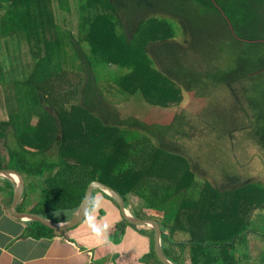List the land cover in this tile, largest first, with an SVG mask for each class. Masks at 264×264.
Here are the masks:
<instances>
[{
	"label": "trees",
	"instance_id": "trees-1",
	"mask_svg": "<svg viewBox=\"0 0 264 264\" xmlns=\"http://www.w3.org/2000/svg\"><path fill=\"white\" fill-rule=\"evenodd\" d=\"M12 39L33 58L27 75L14 69L20 79L7 82L0 73L9 113L0 122V170L25 179L18 211L73 216L99 181L127 207L133 198L143 202L133 214L160 223L174 264L247 263L238 247L263 228L248 198L263 193L264 183L233 176L209 200L223 208L206 211L202 180L181 178H202L188 169L180 143L188 137L186 111L148 99L163 77L189 94L201 126L233 141L243 133L264 156V0H0V41ZM217 91L227 94L225 104ZM38 115L56 125L42 132L45 140L33 124ZM0 191L13 201L9 181ZM27 227L35 239L64 235L37 222ZM114 230L111 238L125 235ZM147 259L163 264L154 248Z\"/></svg>",
	"mask_w": 264,
	"mask_h": 264
},
{
	"label": "rangeland",
	"instance_id": "rangeland-1",
	"mask_svg": "<svg viewBox=\"0 0 264 264\" xmlns=\"http://www.w3.org/2000/svg\"><path fill=\"white\" fill-rule=\"evenodd\" d=\"M57 13H59L60 15V12L57 11ZM64 26L67 28H72L71 25L69 24ZM32 66H33V58L29 53V49L26 45H24V47L22 48V46H19V43L16 41V39L9 40V43H7L6 40L0 41V73L1 71H3V76L7 79V82L12 81L10 80L11 78H19V79L22 78L21 76L13 75V73L16 72L14 71V69L23 67L24 73L25 75H27L29 71L30 72L32 71V70L28 71L27 69L31 68ZM166 82L167 81L163 77L156 79L155 81L152 82V84H154L153 85L154 87L149 89L150 97L148 101L155 103V105L160 102L158 106L161 104L163 105L166 104L171 107L177 105L182 106V108L186 111L190 124L188 125V122L186 120L184 122L185 123L184 129H186L188 137L185 136L186 138L182 140L180 143L183 146L184 156L188 159L185 160L189 164L188 169L189 168L193 169L202 178H199L195 176V174L193 175L191 173L183 174L181 175V178H183L186 175L185 178L188 179L189 181L202 180L201 182H203L205 187L203 190L207 192L206 193L207 196H206V201H203L201 206L205 207L206 211L209 210L211 213L214 211V209L219 210L223 208L221 200L217 202L216 206H214L212 201L209 200L212 196L217 195L218 189H219L218 191H223L225 188H228L227 184L230 181V178L233 176L240 177L243 182H246L247 180H258L264 183V156L259 152L257 146L253 142L247 140V138L243 133L242 134L244 136L242 134L235 135L234 137L235 140L233 141L224 137L221 138V136H217L218 134L217 132H212L211 130L205 129L203 126H201L199 122L196 121L195 116H193V114H197V111H199V109L196 105L192 103L193 101H191L189 94L186 93L185 91L181 92V90H175L174 88H171V86H169ZM158 95L159 98H157ZM226 95L227 94L224 91H217L214 94L215 98L220 99L224 104H225L224 98L226 97ZM6 96H7L6 88L3 87L0 83V122L7 121L9 117V113L6 108L7 106ZM109 96L111 97V94ZM195 104H199V103H195ZM51 121H52L51 119H46V117L42 115H38L37 117H35L33 121V124L38 125V127L40 128V133L41 136L44 138V140H45V134H42V132L44 131L45 133H47L46 128H52L54 130L56 129L55 123ZM37 138H32V139L36 140ZM27 140L30 143H35L30 141L29 139ZM233 150L235 151L236 157H234V154L232 152ZM90 158H92V155L91 157L89 156L88 159ZM221 162H225L226 165L224 166ZM195 166L197 167V169H195ZM226 167L228 168L232 167L231 169H229L231 170L232 173ZM177 169L178 171L180 170L179 167H177ZM171 174L173 175V173ZM5 179L6 178L4 177H0V186L4 185L6 181ZM36 184L37 186H39L41 184V180L37 179ZM1 194H4V192L0 191V195ZM39 194L40 193L38 192L37 194L30 196L28 203L31 208H33V206L37 204V202L39 201L40 199ZM244 194H246L247 197L249 196V194L246 192ZM104 198L109 202H113L111 199L107 198L106 196H104ZM230 199L231 200L234 199L232 194L228 196V201ZM248 199L249 201L253 202V204L256 206L257 210L254 211V218L256 222H258L257 224L259 225V227H263V228H259L258 235H254L253 238L250 237L247 240L245 247L243 248L238 247V251H242L244 252V255L246 254V256L252 258V259L250 258L246 264H264V192L256 193V196L254 197H251L250 194ZM142 203L143 202L140 199L133 198L131 199V205L129 206L128 210L131 213H133L134 211H136V209L141 207ZM115 207L119 211L118 205L115 204ZM213 207L215 208L213 209ZM258 207H261L262 210L261 209L259 210ZM92 208H94V204ZM96 210H98L100 213H102V210L107 212L106 219H102L103 216L101 214H98L93 218L96 219V221L100 219L101 225L104 228L106 226L109 227L110 225L111 229H108L109 236L114 235V233H117L116 230H113V228H115L116 226L122 228V230L128 227V225L124 223V221L113 223L118 217H121L120 215H117L120 212L117 213V211L115 210L108 212L107 209H102L100 205L96 207L95 211ZM95 211L92 210L90 215L91 217L93 216ZM71 216L72 215L69 212L66 213L64 212L58 214H50L48 216V219L58 222V221L67 220ZM207 220L208 217H203L202 221L207 222ZM85 224L88 225L89 227L91 226L93 228H96L95 227L96 225H93L90 222L89 223L85 222ZM132 228L135 231L136 229L139 231V232L137 231L139 236H141L142 238L144 237L147 238V242L143 239H140V243H139V241L135 239L131 241L130 244H128L127 242H130V240L127 238V235L125 236L120 235L119 237H116L117 243L121 247H123L124 242H126L127 244L124 247L125 249H129V247L131 246V253L130 254L126 253V256L121 258V263L150 264L149 259L144 260V256L148 255L147 244H149L150 246L151 245L150 242L154 240V232L152 231L153 229L150 227H146V228L132 227ZM73 234L74 233H69V237L71 238ZM186 239H189L188 236L186 237ZM117 257L119 256L114 257L113 255H111L106 259V261L109 260L114 261V258L117 259ZM127 258L129 259V263L127 262V260H125ZM111 264L114 263L111 261ZM117 264H120L119 261L117 262Z\"/></svg>",
	"mask_w": 264,
	"mask_h": 264
},
{
	"label": "crops",
	"instance_id": "crops-1",
	"mask_svg": "<svg viewBox=\"0 0 264 264\" xmlns=\"http://www.w3.org/2000/svg\"><path fill=\"white\" fill-rule=\"evenodd\" d=\"M10 183L13 186L12 182ZM104 196L106 195L102 191H95L90 211L86 219L78 227L65 232L62 236L35 239L28 235L27 222L19 220L11 214L10 208L13 201L11 203L9 202V194H1L0 264H111V261L114 264H117L118 261L122 264L121 258L126 256V253H131V246L129 249H125L124 247L127 244L124 242L123 247H121L116 243L114 237L111 238V236H109L108 229H111L110 225L109 227L106 226V229V227L104 228L101 225L100 219L96 221V219L93 218L101 214L103 216L102 219H106L107 212L103 210V213H100L98 210L95 211L96 207L99 205L102 209H107L108 212L113 210L117 211V213L120 212V210L118 211L115 207L116 203L105 200ZM93 204L94 208H92ZM26 207L28 210L32 209L28 204ZM92 210H94L95 213L91 217ZM117 215L121 217H118L113 223L123 221L121 212ZM69 220L70 218L60 222H67ZM85 222L96 225V228L89 227ZM137 231L138 230L136 229L135 231L132 226L125 228V235H127V238L130 240V242H127L128 244L135 239H137L139 243L140 239L147 242V238L139 236V231ZM69 233H74L71 238L69 237ZM150 244V246L147 244L148 253L154 248V240H152ZM111 255L119 257H117V259L114 258V261H106ZM125 260L129 263L128 258Z\"/></svg>",
	"mask_w": 264,
	"mask_h": 264
},
{
	"label": "water",
	"instance_id": "water-1",
	"mask_svg": "<svg viewBox=\"0 0 264 264\" xmlns=\"http://www.w3.org/2000/svg\"><path fill=\"white\" fill-rule=\"evenodd\" d=\"M0 177L6 178V180L12 182L13 184L14 198L10 208V212L15 218L25 221L27 223L29 222L40 223L57 233H64L78 227L86 219L90 211L94 199L95 191L96 190L102 191L103 193H105L107 196L111 197L115 201V203L118 205L120 209L123 219L128 224L135 227H150L153 229L154 249L158 259L163 264H174L164 252L162 245L163 230L160 223L156 220L141 219L133 215L128 210L123 197L108 185L99 181L92 182L89 185L84 201L82 202L79 209L73 214L72 218L67 222L57 223L38 214L18 211V206L23 199L26 189L25 179L22 174H20L16 170H0Z\"/></svg>",
	"mask_w": 264,
	"mask_h": 264
},
{
	"label": "clouds",
	"instance_id": "clouds-1",
	"mask_svg": "<svg viewBox=\"0 0 264 264\" xmlns=\"http://www.w3.org/2000/svg\"><path fill=\"white\" fill-rule=\"evenodd\" d=\"M127 208H129V206L127 207ZM133 214V213H132ZM122 215V214H121ZM134 215V214H133ZM123 218V217H122ZM123 221H124V219H123ZM128 226H130V224L128 225ZM132 226V225H131ZM133 227V226H132ZM137 228V227H136ZM138 228H146V227H138ZM153 231V230H152ZM154 232V231H153ZM65 233V232H64Z\"/></svg>",
	"mask_w": 264,
	"mask_h": 264
},
{
	"label": "flooded vegetation",
	"instance_id": "flooded-vegetation-1",
	"mask_svg": "<svg viewBox=\"0 0 264 264\" xmlns=\"http://www.w3.org/2000/svg\"><path fill=\"white\" fill-rule=\"evenodd\" d=\"M117 205V204H116ZM119 208V207H118ZM120 210V209H119Z\"/></svg>",
	"mask_w": 264,
	"mask_h": 264
},
{
	"label": "bare ground",
	"instance_id": "bare-ground-1",
	"mask_svg": "<svg viewBox=\"0 0 264 264\" xmlns=\"http://www.w3.org/2000/svg\"><path fill=\"white\" fill-rule=\"evenodd\" d=\"M18 179V178H17Z\"/></svg>",
	"mask_w": 264,
	"mask_h": 264
}]
</instances>
